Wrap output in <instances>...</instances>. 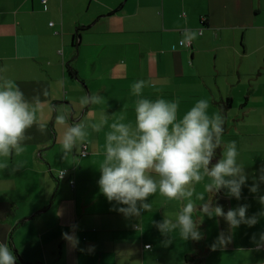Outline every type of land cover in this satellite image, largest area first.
<instances>
[{"label": "crops", "instance_id": "0c3cea01", "mask_svg": "<svg viewBox=\"0 0 264 264\" xmlns=\"http://www.w3.org/2000/svg\"><path fill=\"white\" fill-rule=\"evenodd\" d=\"M186 29L198 35L181 46ZM69 63L78 77L69 74ZM0 77L14 81L28 100L39 97L36 115L48 127L46 135L28 130L33 138L21 155L0 156L8 165L0 167V242L17 263L264 264V248L250 239L255 233L259 241L264 216L252 227L241 224L226 247L213 250L228 225L200 210L204 202L225 213L248 204V216L262 208L255 197L264 195V182L258 193L247 185L264 166V0H0ZM138 80L148 82L144 98H179L178 116L199 99L209 101V114L223 115L221 139L236 141L248 176L240 200L225 190L206 191L205 179L191 198L168 201L157 193L148 198L149 210L125 217L97 184L107 126L88 129L86 156L83 143L62 158L60 139L72 123L90 125L102 113L109 124L134 122L131 85ZM94 93L103 97L100 104H81ZM65 111L67 124L59 126L55 117ZM189 199L202 238L185 242L176 230L164 247L153 222L174 219ZM73 224L75 248L62 236L72 234Z\"/></svg>", "mask_w": 264, "mask_h": 264}, {"label": "clouds", "instance_id": "9594fccd", "mask_svg": "<svg viewBox=\"0 0 264 264\" xmlns=\"http://www.w3.org/2000/svg\"><path fill=\"white\" fill-rule=\"evenodd\" d=\"M196 30H185L181 46L197 37ZM175 50V46H173ZM149 86L145 80H138L131 85V95L137 97L134 103V122L108 123V116L101 114L98 121L89 124L78 121L67 126L60 139L62 158L73 153L78 145L83 144L89 135L88 129L100 132L105 126L104 159L99 164L100 176L97 181L99 192L111 203L119 207L114 210L125 217L140 216L142 210H149L148 198L155 194L168 201L191 198L194 185L207 179L205 189L218 193L225 190L229 198H242V186L247 184L248 176L244 166L238 162L240 155L236 141H222L225 119L219 112L209 114V101L199 99L182 116H178L179 98L155 100L144 98L143 89ZM46 94V93H45ZM103 97L91 94L81 97V104H100ZM39 97L32 100L12 80L0 77V156L21 155L25 151V142L33 137L28 130L35 126L41 135L47 134V122L36 115ZM67 112L58 113L55 123L67 124ZM121 116L119 121H124ZM217 149H221L219 158ZM23 164L18 163L17 168ZM7 168V163L0 164ZM259 177L253 176V183L247 185L249 192L258 193L259 183L264 182V166L259 169ZM203 201V193L196 194ZM262 206L252 216L246 215L249 205L240 204L229 208L225 213L223 206H213L209 202L201 205V211L208 218L223 217L229 231L221 232L211 245L213 250L224 248L231 242L232 234L241 224L252 227L264 216V195L255 197ZM196 211L194 202L189 199L183 204L174 219L166 215L161 221H154V226L162 236L164 247L174 240L178 231L182 241H199L202 233L193 219ZM72 234L62 233L63 238L75 248L79 239L75 235V224L70 225ZM257 249L264 248V231L259 241L256 235L250 238ZM16 256L7 243L0 242V264H16Z\"/></svg>", "mask_w": 264, "mask_h": 264}, {"label": "built area", "instance_id": "2783aa9c", "mask_svg": "<svg viewBox=\"0 0 264 264\" xmlns=\"http://www.w3.org/2000/svg\"><path fill=\"white\" fill-rule=\"evenodd\" d=\"M45 8H47V6H45ZM52 24H53V22L51 23V25ZM180 44H181V41H180ZM189 45H191L190 41L187 42L186 46H189ZM87 154H88V144L84 143L82 145V151H81L80 155L81 156H86ZM65 173H66V170H60L58 172V177L63 178L65 176ZM71 184L74 185V181L73 180L71 181ZM150 246H151L150 244L146 245L147 248H149ZM16 264H19V263L16 262Z\"/></svg>", "mask_w": 264, "mask_h": 264}, {"label": "trees", "instance_id": "16d2710c", "mask_svg": "<svg viewBox=\"0 0 264 264\" xmlns=\"http://www.w3.org/2000/svg\"><path fill=\"white\" fill-rule=\"evenodd\" d=\"M68 70H69V74H70V75H72V76H74V77H78V76H77V71H76V69H75L72 65H70V63L68 64ZM227 102H228V101H227ZM226 105H227V103H225V106H223L222 108L225 109V107H227ZM223 128H224V131H225V123H224ZM224 131H223V132H224ZM219 153H220V149H217V154H219Z\"/></svg>", "mask_w": 264, "mask_h": 264}]
</instances>
